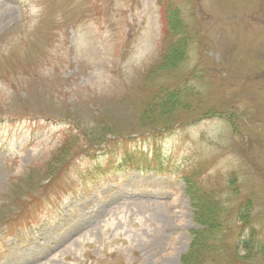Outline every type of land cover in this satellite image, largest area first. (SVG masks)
<instances>
[{"label": "rangeland", "instance_id": "374dc122", "mask_svg": "<svg viewBox=\"0 0 264 264\" xmlns=\"http://www.w3.org/2000/svg\"><path fill=\"white\" fill-rule=\"evenodd\" d=\"M234 253L264 264V0H0V264Z\"/></svg>", "mask_w": 264, "mask_h": 264}, {"label": "trees", "instance_id": "16d2710c", "mask_svg": "<svg viewBox=\"0 0 264 264\" xmlns=\"http://www.w3.org/2000/svg\"><path fill=\"white\" fill-rule=\"evenodd\" d=\"M62 165H58V167H61ZM61 171V169H56L53 173H52V175L53 176H56V174H58L59 172ZM190 178L189 177H187L186 178V181H188ZM197 186H198V184H197ZM199 189H201V190H203L204 191V189L202 188V186L200 187V184H199V187H198ZM205 189H206V186H205ZM205 191H210V190H205ZM204 191V192H205ZM206 198H207V195H206ZM27 201L28 200H26V201H24V203H22V208L21 209H23V207H26V203H27ZM20 209V210H21ZM19 210V211H20ZM18 212V211H17ZM235 218L237 219V221H242V223L243 224H245L246 225V222L244 221V216L243 215H241V209L238 211V213H237V215L235 216ZM4 221H6L5 219L3 220V221H1V223L2 222H4ZM244 221V222H243ZM234 222V221H233ZM213 223V225H215L216 226V224H219L220 223V221H218V219L216 220V221H214V222H212ZM240 233L241 232H239V235H240ZM249 241H248V239H244V240H240L239 241V246L240 247H247V245H249ZM208 244H209V246H210V242H208ZM237 246H238V244H237ZM201 253V252H200ZM204 254V253H203ZM221 256L222 255H219L218 257H217V260L213 263V264H230V262L231 261H235V260H237V263H239V264H241V263H243L242 262V260H241V258H239L238 257V255L236 254V253H234L233 255H231V261H226V259H221Z\"/></svg>", "mask_w": 264, "mask_h": 264}]
</instances>
